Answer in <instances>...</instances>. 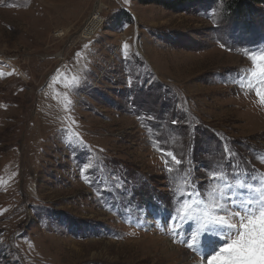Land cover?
Wrapping results in <instances>:
<instances>
[{"label":"rangeland","instance_id":"1","mask_svg":"<svg viewBox=\"0 0 264 264\" xmlns=\"http://www.w3.org/2000/svg\"><path fill=\"white\" fill-rule=\"evenodd\" d=\"M230 1L0 0V264H206L192 222L169 229L172 189L264 179V84L239 85L264 4Z\"/></svg>","mask_w":264,"mask_h":264},{"label":"snow or ice","instance_id":"2","mask_svg":"<svg viewBox=\"0 0 264 264\" xmlns=\"http://www.w3.org/2000/svg\"><path fill=\"white\" fill-rule=\"evenodd\" d=\"M222 3L223 0H218V6ZM212 19L215 23V15H212ZM221 47L224 45L221 44ZM245 55L251 60L252 68L242 70L240 87H252L250 83H245L248 80L246 74L257 77L258 83L264 84V47L245 49ZM129 83L131 84V80ZM256 95L259 103L264 105V88H256ZM73 136L81 144L84 143L79 133H73ZM223 152L227 161L235 156L227 145ZM167 155L176 165H180L181 161L175 155L171 152ZM168 163L166 160V167ZM232 168L235 169L232 175L236 182H230L225 171H213L209 176L210 183L214 185L217 181H222L223 188L212 186L205 196L201 195L191 179L186 185L190 191L173 188L175 203L168 222L169 229L173 235H177L178 230L192 222L193 230L186 247L206 256V264H264V179L255 176L249 179L246 172L238 170V165H232ZM168 171L173 169L169 167ZM241 176L244 179H240ZM85 179L87 182L86 177ZM221 236L222 241L212 239ZM202 238L207 240L206 246L202 243ZM180 242L185 243L183 240ZM220 243L223 244L222 247L219 246Z\"/></svg>","mask_w":264,"mask_h":264},{"label":"trees","instance_id":"3","mask_svg":"<svg viewBox=\"0 0 264 264\" xmlns=\"http://www.w3.org/2000/svg\"><path fill=\"white\" fill-rule=\"evenodd\" d=\"M141 3H156L164 8L176 11L187 5H194L204 0H139ZM264 4V0H231L229 5L234 13H239L244 16V13L252 11L255 5Z\"/></svg>","mask_w":264,"mask_h":264},{"label":"bare ground","instance_id":"4","mask_svg":"<svg viewBox=\"0 0 264 264\" xmlns=\"http://www.w3.org/2000/svg\"><path fill=\"white\" fill-rule=\"evenodd\" d=\"M104 7V4L100 1L96 2V5L91 12L90 16L85 20L83 23V27L77 35L80 39H89L93 36V34L97 31V29L100 27L102 19L99 16L100 10ZM186 259V257H184ZM187 261V260H186Z\"/></svg>","mask_w":264,"mask_h":264}]
</instances>
